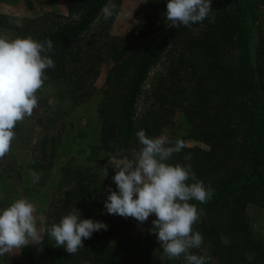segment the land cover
I'll list each match as a JSON object with an SVG mask.
<instances>
[{"label": "trees", "instance_id": "obj_1", "mask_svg": "<svg viewBox=\"0 0 264 264\" xmlns=\"http://www.w3.org/2000/svg\"><path fill=\"white\" fill-rule=\"evenodd\" d=\"M167 2L142 3L126 37L112 33L122 0H69L66 14L20 23L0 13V35L53 42L55 68L46 70L38 105L48 109L47 125L63 119L66 125L54 139L53 162L35 163L42 173L36 190L58 192L54 224L75 208L82 219L108 226L83 240L75 255L44 233L43 259L31 253L26 264H161V245L150 232L155 214L139 227L130 217L108 214L104 201L109 187L117 190L113 158L139 150L137 131L156 137L167 128L169 139L186 143L168 163H191L196 177L214 189L207 203L190 201L204 210L193 225L204 242L192 252L209 247L207 264H264V234L254 227L264 213V0H212L215 23L205 19L191 28L171 26ZM113 3L115 14L106 21L101 9ZM50 98L58 100L55 108ZM91 100L97 109L89 115ZM187 139L204 147L189 146ZM21 198L12 184L1 187L0 209ZM163 264L186 261L181 256Z\"/></svg>", "mask_w": 264, "mask_h": 264}, {"label": "clouds", "instance_id": "obj_2", "mask_svg": "<svg viewBox=\"0 0 264 264\" xmlns=\"http://www.w3.org/2000/svg\"><path fill=\"white\" fill-rule=\"evenodd\" d=\"M211 4L212 0H168L166 20L173 27L183 25L188 28L205 19L215 23V17L210 18ZM116 7L114 3L102 7L104 20L113 17ZM52 52L51 39L38 41L31 36L12 39L0 35V158L10 151L17 124L26 116L31 117L38 107L37 92L49 78L46 70L55 68L50 56ZM58 103L55 98L48 100V105L53 108ZM136 137L139 150L132 149L131 158L118 153L113 158L115 163H110L116 169L112 180L117 190L108 188L110 194L104 201V209L108 214L132 217L140 223L155 214L150 232L156 235L161 245V264L165 259H179L181 256L186 264H207L209 258L192 252L200 249L204 242L203 235L193 230L204 210H198L190 201L207 203L214 189L206 187L196 177L191 163H168L174 154L186 147L184 140H172L166 135L149 137L143 129L136 132ZM183 159L190 161L191 154ZM30 175L33 183H38L42 173L30 170ZM107 175L105 168L104 177ZM35 212V205L26 198L0 209V257L30 244H41L42 233L55 242V247H63L67 253L75 255L84 247L83 240L108 227L102 221L82 219L74 208L58 224L38 230Z\"/></svg>", "mask_w": 264, "mask_h": 264}, {"label": "rangeland", "instance_id": "obj_3", "mask_svg": "<svg viewBox=\"0 0 264 264\" xmlns=\"http://www.w3.org/2000/svg\"><path fill=\"white\" fill-rule=\"evenodd\" d=\"M145 1L122 0L120 12L112 28L114 35L123 37L129 35L137 22V8ZM68 2L69 0H0V13L10 17L14 23H20L23 18L38 17L48 12L66 14ZM108 68L107 64L96 81L98 89H102L105 84ZM85 106L89 110L88 114L91 115L97 109V102L91 100ZM47 112V107L38 105L31 117L26 116L22 122H19L15 128L16 137L12 141L9 153L0 158V189L12 184L17 191L23 194V198L35 205L34 215L37 219L38 230L55 223L52 211L55 208L54 203L60 196H57L58 192H55V189L44 188L37 191L38 184L33 183L30 170L35 169V163L50 165L53 162L51 153L54 139L64 132L66 125L65 119L53 126L47 125L45 123ZM171 134V129L167 128L161 135L170 138ZM178 136L182 137L183 134L179 133ZM186 142L189 146L204 147L202 143L193 139H187ZM114 163L115 159L112 161V164ZM113 169L116 172L114 166ZM130 218L139 227L145 223ZM254 227L264 234V213L258 216ZM31 253L37 254L39 260L43 259L40 245L30 244L21 250H14L0 257V264H26L30 260ZM201 255L208 258L209 247H206Z\"/></svg>", "mask_w": 264, "mask_h": 264}]
</instances>
